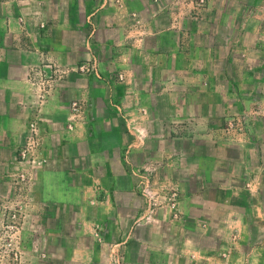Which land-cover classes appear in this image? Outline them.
<instances>
[{"label":"crops","instance_id":"obj_1","mask_svg":"<svg viewBox=\"0 0 264 264\" xmlns=\"http://www.w3.org/2000/svg\"><path fill=\"white\" fill-rule=\"evenodd\" d=\"M206 1V25L243 37L234 42L248 63L241 78L249 95L264 99V0ZM152 2L0 0V228L11 220L2 206L25 213L24 264H264V165L251 164L256 154L246 152L239 167V208L232 185L198 188L174 179L175 191L159 203L143 193L144 169L163 172L151 159L166 155L161 136L150 132L149 93L131 78L125 88L101 81L99 73L115 68L112 58L121 64L120 53L107 61L100 47L119 44L112 37L88 43L87 29H117L123 15L150 13ZM89 46L100 67L90 75L80 70L91 60ZM130 57L126 74L134 77ZM258 109L264 112V102ZM254 140L260 159L257 129ZM194 170L209 177L206 167Z\"/></svg>","mask_w":264,"mask_h":264},{"label":"rangeland","instance_id":"obj_2","mask_svg":"<svg viewBox=\"0 0 264 264\" xmlns=\"http://www.w3.org/2000/svg\"><path fill=\"white\" fill-rule=\"evenodd\" d=\"M206 3V0H153L150 13H136L133 20L130 15H123L124 25H116L117 29L104 31L97 25H88L87 38L92 43L112 37L119 44L114 49L100 47L101 58L108 61L120 53L121 64L116 66V59L112 58L109 64L115 68L99 73L101 81L125 88L132 79L136 87L149 93L150 132L153 138L161 136V150L166 155L159 162L151 159V166L165 167L163 172L156 174L155 168L144 169L149 180L144 195L159 203V197L175 191L174 179L192 181L198 188L208 182L213 186L232 185L234 203L239 208L242 201L238 197L239 167L245 164V153L257 155L252 157V165L260 162L264 165V155L259 159L257 154L261 144L254 140L256 129L264 139V112L258 109L264 99L256 100L255 95H249L251 86L241 78L248 63L235 43L243 37L239 38L226 25H206L209 21ZM219 13L214 14L215 22L220 18ZM128 46L133 49L129 54ZM88 51L91 60L80 70L90 75L100 67L94 49L89 46ZM131 55L136 61L134 77L126 74L127 56ZM132 95L137 103L136 95ZM149 148L151 152L155 148L156 152L160 150L153 140ZM201 154L203 160L194 157ZM211 154L216 157L208 159L207 155ZM197 166L208 168L209 177L206 173L197 174L194 170ZM212 195L218 197L217 193ZM9 198L5 200H12ZM1 209L11 220L0 228V264H24L29 261V255L27 260L26 253L20 249L23 235L19 230L24 231L31 224L23 220L21 216L25 213L19 206Z\"/></svg>","mask_w":264,"mask_h":264},{"label":"built area","instance_id":"obj_3","mask_svg":"<svg viewBox=\"0 0 264 264\" xmlns=\"http://www.w3.org/2000/svg\"><path fill=\"white\" fill-rule=\"evenodd\" d=\"M73 113L76 115V116H79V114H81L82 113V110H81V108L79 107V105H78V103H74V105H73ZM26 156H27V153L26 152H23L22 154H21V157H22V159H26Z\"/></svg>","mask_w":264,"mask_h":264}]
</instances>
